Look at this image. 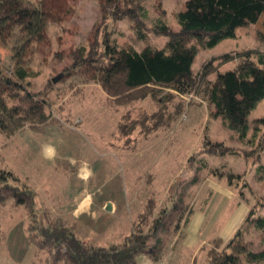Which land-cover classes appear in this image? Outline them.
I'll use <instances>...</instances> for the list:
<instances>
[{
	"label": "rangeland",
	"instance_id": "1",
	"mask_svg": "<svg viewBox=\"0 0 264 264\" xmlns=\"http://www.w3.org/2000/svg\"><path fill=\"white\" fill-rule=\"evenodd\" d=\"M187 1L144 2L148 43L138 38L129 18L112 22L111 36L118 48H163L169 38L155 34L153 27L163 19L179 31L176 14L186 10ZM100 21L98 1L79 0L75 12L64 22L49 25L50 42L36 47L30 55L27 66L33 75L24 86L28 93L46 100L51 118L46 124L26 125L13 136L0 134V169L12 172L18 185L37 193L35 213L40 222L59 219L78 238L95 246L122 244L140 223L148 201L154 199L156 211L150 220L161 217L166 227L158 234L159 240L151 242L152 246L160 245L157 260L143 255L139 264H206L208 250L217 247L221 239V247H225L237 232L242 235L238 242L255 254L263 253L264 233L245 218L253 207L264 215V173L258 172L264 165V150L258 152L257 142L252 143L256 120L264 117V100L248 117L250 129L244 138L225 126L206 102L199 105L201 100L194 97L197 103H191L171 129L150 136L137 129L127 143L117 137L123 115L129 111L135 117L141 111L152 114L161 107V96L118 107L109 103L100 84L88 81L82 69L73 68L69 51L88 47ZM235 39L200 51L193 74L210 59L224 54L256 49L264 53V16L241 26ZM21 44L18 38L14 42ZM238 62L223 65L221 70L235 68ZM0 63L11 73L14 61L8 49L0 48ZM58 76L60 79L53 82ZM23 93L15 89L16 95ZM182 98L186 102L191 99ZM45 143L56 146L54 159L42 156ZM207 145H224L233 154H200ZM70 157L75 158V164L69 162ZM227 174L242 179L229 184ZM81 192L88 194L81 201L91 204L78 210ZM108 202L114 206L112 213L104 210ZM152 222L140 229L148 232ZM33 224L31 213L23 205L17 206L12 200L0 205V264H52L49 251L36 243L30 230ZM244 264L264 262L245 260Z\"/></svg>",
	"mask_w": 264,
	"mask_h": 264
},
{
	"label": "trees",
	"instance_id": "2",
	"mask_svg": "<svg viewBox=\"0 0 264 264\" xmlns=\"http://www.w3.org/2000/svg\"><path fill=\"white\" fill-rule=\"evenodd\" d=\"M97 1L101 21L88 47L69 51L73 68L82 69L88 81L100 84L109 103L115 106L131 107L138 101L157 99L158 96L162 102L152 114L141 111L135 117L131 111L126 112L118 125L119 139L129 143L137 129L146 136L171 129L185 109L196 102V97L202 101L199 105L206 102L214 109V115L222 118L225 126L238 132L241 138L247 135L250 129L248 117L264 100V53L256 49L224 54L210 59L196 75L192 67L200 51L214 49L226 40L235 39L238 28L264 16V0H188L186 10L176 14L180 30L175 31L172 25L159 19L153 31L168 37L169 41L163 48L146 45L141 51L130 45L118 48L109 26L129 18L138 38L148 43L144 22L146 0ZM78 2L0 0V48L8 49L14 61L11 73L0 65V134L9 137L26 125L49 122L51 116L46 112V100L28 93L24 86L33 75L27 65L36 47L49 44V25L64 22L75 12ZM17 38L22 42L21 46L14 45ZM217 61L220 63L216 65ZM234 61H239L234 69L221 70L223 65ZM212 75L213 80L210 79ZM15 89L24 92L21 97L15 94ZM187 96L191 97L189 102L182 98ZM237 97L241 100L237 101ZM256 123L260 127L257 126L252 143L257 142L255 149L259 152L264 150V117ZM199 153L211 156L233 154L224 145H207ZM258 172L264 173V165ZM225 177L229 184L242 179L235 174ZM36 199L37 193L33 189L18 185L12 172L0 169V205L12 200L15 205L27 208L34 223L30 230L37 238L38 247L49 251L52 264H139L143 255L158 258L160 245L152 246L151 242L159 240L158 234L166 227V222L161 217L150 220L156 211L154 199L148 201L133 233L122 244L109 247L85 243L59 219L40 222L35 213ZM258 210L251 208L245 222L264 233V215ZM148 221H153L150 229L143 232L141 225ZM241 237V232H237L225 247H221V239L217 247L208 250L206 264H244L245 260L264 262V252L255 254L237 241Z\"/></svg>",
	"mask_w": 264,
	"mask_h": 264
},
{
	"label": "clouds",
	"instance_id": "3",
	"mask_svg": "<svg viewBox=\"0 0 264 264\" xmlns=\"http://www.w3.org/2000/svg\"><path fill=\"white\" fill-rule=\"evenodd\" d=\"M41 154L45 159L51 160L57 156L56 146L52 143H45L41 146ZM69 162L72 164L76 163L75 158L70 157Z\"/></svg>",
	"mask_w": 264,
	"mask_h": 264
},
{
	"label": "crops",
	"instance_id": "4",
	"mask_svg": "<svg viewBox=\"0 0 264 264\" xmlns=\"http://www.w3.org/2000/svg\"><path fill=\"white\" fill-rule=\"evenodd\" d=\"M238 30H239V28L237 29V34H236V38H237V40H238ZM236 40V39H235ZM228 65H230V64H228ZM232 69H234V68H228V69H226V70H224V69H222V71H227V70H232ZM85 194L86 193H83V192H81V195H80V199L77 201V209L79 210L80 208L81 209H83L84 208V206L85 207H87L89 204H91V202H87V204H85V201L83 200V201H81L82 200V198L84 199L85 198ZM83 195H84V197H83ZM87 196H88V194H86ZM79 203V204H78ZM93 203V202H92ZM79 205V206H78ZM105 205H106V203H105ZM77 210V211H78Z\"/></svg>",
	"mask_w": 264,
	"mask_h": 264
},
{
	"label": "water",
	"instance_id": "5",
	"mask_svg": "<svg viewBox=\"0 0 264 264\" xmlns=\"http://www.w3.org/2000/svg\"><path fill=\"white\" fill-rule=\"evenodd\" d=\"M59 79H60V76L54 78L53 79V82L56 83ZM104 210L107 211V212H109V213L114 212V206H113V204L110 203V202L106 203Z\"/></svg>",
	"mask_w": 264,
	"mask_h": 264
}]
</instances>
